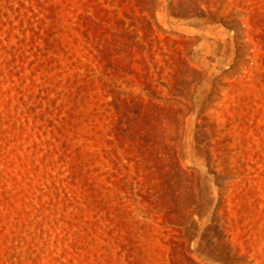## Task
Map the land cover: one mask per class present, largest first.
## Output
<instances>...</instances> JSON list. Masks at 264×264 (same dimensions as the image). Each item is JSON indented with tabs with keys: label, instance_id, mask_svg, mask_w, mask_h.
<instances>
[{
	"label": "rangeland",
	"instance_id": "obj_1",
	"mask_svg": "<svg viewBox=\"0 0 264 264\" xmlns=\"http://www.w3.org/2000/svg\"><path fill=\"white\" fill-rule=\"evenodd\" d=\"M0 264H264V0H0Z\"/></svg>",
	"mask_w": 264,
	"mask_h": 264
}]
</instances>
